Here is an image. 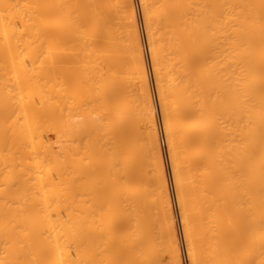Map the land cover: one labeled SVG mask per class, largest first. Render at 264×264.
I'll return each instance as SVG.
<instances>
[{
	"label": "bare ground",
	"instance_id": "6f19581e",
	"mask_svg": "<svg viewBox=\"0 0 264 264\" xmlns=\"http://www.w3.org/2000/svg\"><path fill=\"white\" fill-rule=\"evenodd\" d=\"M139 4L188 261L264 264V0ZM136 7L0 0V264H184Z\"/></svg>",
	"mask_w": 264,
	"mask_h": 264
},
{
	"label": "rangeland",
	"instance_id": "374dc122",
	"mask_svg": "<svg viewBox=\"0 0 264 264\" xmlns=\"http://www.w3.org/2000/svg\"><path fill=\"white\" fill-rule=\"evenodd\" d=\"M134 1V3H135V6H137L136 8H137V14H139L138 16V21H137V25H138V31H139V36H140V40H141V44H142V50H143V57H144V62H145V65H146V70H147V74H148V80H149V84H150V92H151V96H152V99H154L153 100V102H154V105H155V113H157V115H156V122H157V126H158V130L160 131V134L159 135H161V144L163 145V147H164V151H165V160H166V164H167V177H168V182H169V180H170V182H169V184H170V189L172 190L171 192V194H173L172 195V200H173V210H174V213H176L175 215L177 216V217H175V218H177V221H176V224L178 223V226H177V231H178V228H179V231H178V233L180 234V237H179V241H181V242H179V244H181L182 245V248H181V245H180V249H181V256H182V262L184 263V264H190L189 263V261L190 262H192V261H194L193 259H192V261L191 260H189L188 261V258H190L191 257V255H190V257H188V255H187V250L185 249L186 248V240H185V238H184V236H183V231H182V222L180 221L181 219H180V213H179V211L180 210H178L179 208V206H178V204L176 203L177 202V199L175 198L176 197V194H174L175 192H176V190H175V187H174V184H173V179H174V177H173V175H172V171H171V167H170V159H169V155H168V153L166 152L167 150V145H165V143H166V140H165V138H163L164 137V131L162 130V128H163V124L161 123V122H163V117H162V119H161V107H160V99H159V96H158V92H157V90L156 89H158V88H156L157 87V85H155L156 84V82L154 81V77H155V75L153 76L152 74H154L153 73V71H152V67L153 66H151L152 65V62L150 61L151 59L149 58L150 57V52H149V54H148V51H149V49H148V45H147V41H146V39L147 38H145V37H147V35H145V33H146V29H145V25H143L144 23V21H143V17H144V14H143V10L141 11V8H139L141 5L139 4V2H140V0H133ZM140 5V6H139ZM142 7V6H141ZM140 10V11H139ZM141 13V14H140ZM142 17V18H141ZM142 29V30H141ZM143 33V34H142ZM143 37V38H142ZM143 46H145V47H143ZM145 48V49H144ZM146 57H147V59H146ZM149 63V64H148ZM149 65V66H148ZM150 68V69H149ZM150 73V74H149ZM151 78V79H150ZM151 81V82H150ZM156 86V87H155ZM153 89V90H152ZM159 101V102H158ZM161 114V115H160ZM157 118H158V120H157ZM162 124V125H161ZM160 125V126H159ZM169 175V176H168ZM179 215V216H178ZM181 224V225H180ZM179 234H178V236H179ZM181 239V240H180ZM185 241V242H184ZM183 250V251H182ZM183 252V253H182ZM195 252V251H194ZM186 253V254H185ZM193 253V252H192ZM184 254V255H183ZM195 254V253H194ZM196 255V254H195ZM194 255V256H195ZM187 256V257H186ZM194 256H193V258H194ZM187 258V259H186ZM203 258H204V256H203ZM200 259V258H199ZM203 260H205V259H202V261ZM202 261H200V262H202ZM207 260H205V262H206ZM209 261V260H208ZM188 262V263H187ZM204 262V263H205ZM196 263V262H195ZM198 264H199V262H197ZM203 264V263H202Z\"/></svg>",
	"mask_w": 264,
	"mask_h": 264
}]
</instances>
